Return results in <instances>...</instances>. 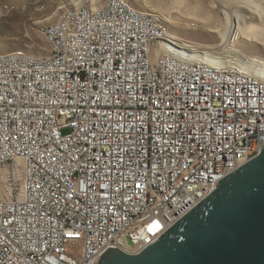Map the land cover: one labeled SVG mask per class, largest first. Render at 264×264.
Returning <instances> with one entry per match:
<instances>
[{
  "label": "built area",
  "instance_id": "obj_1",
  "mask_svg": "<svg viewBox=\"0 0 264 264\" xmlns=\"http://www.w3.org/2000/svg\"><path fill=\"white\" fill-rule=\"evenodd\" d=\"M44 35L0 54V264L138 255L261 154L264 79L180 55L160 15L104 0Z\"/></svg>",
  "mask_w": 264,
  "mask_h": 264
},
{
  "label": "water",
  "instance_id": "obj_2",
  "mask_svg": "<svg viewBox=\"0 0 264 264\" xmlns=\"http://www.w3.org/2000/svg\"><path fill=\"white\" fill-rule=\"evenodd\" d=\"M100 264H264V147L142 253Z\"/></svg>",
  "mask_w": 264,
  "mask_h": 264
},
{
  "label": "rangeland",
  "instance_id": "obj_3",
  "mask_svg": "<svg viewBox=\"0 0 264 264\" xmlns=\"http://www.w3.org/2000/svg\"><path fill=\"white\" fill-rule=\"evenodd\" d=\"M103 2L104 0H0V54L24 51L36 57L48 55L49 46L44 35L47 26L55 23L64 10H72L81 5L98 7ZM128 2L140 11L160 15L170 35L183 42L181 45L186 43L185 46L196 43L206 49L223 46L222 37L210 30L220 24L224 28L227 25V17L232 24L236 23V26L240 25L241 28L245 27L247 21H235L237 16L242 14L250 15L254 23L264 24V0H128ZM255 10L261 13V20L254 19ZM204 17L207 21L202 23L201 19ZM230 43L239 49L240 55L264 58L263 45L243 43L241 40ZM230 56L239 58L236 54Z\"/></svg>",
  "mask_w": 264,
  "mask_h": 264
},
{
  "label": "bare ground",
  "instance_id": "obj_4",
  "mask_svg": "<svg viewBox=\"0 0 264 264\" xmlns=\"http://www.w3.org/2000/svg\"><path fill=\"white\" fill-rule=\"evenodd\" d=\"M92 9L93 10L97 9V6L92 7ZM255 14L256 16H254L255 17L254 19H259V20L262 19V15L260 12L256 11ZM249 16L242 14V16H237V20L235 21V22L237 21L241 22V20L247 21L245 22V27L241 28L240 25L236 26V23L232 24L231 21L229 20V17H227L226 18L227 25L225 24L226 25L225 26L223 24L225 26L224 28H222V25L220 24V26L217 25L218 27H215L216 26L215 25L214 26L215 29L210 30L211 32L218 33L222 37V39L224 40L223 46L219 48L206 49L200 47L199 43L193 44L190 47V45L185 46L186 43L181 45L183 42L180 43L178 41L179 48H184V49L189 48L188 50L190 52H193V53H179V54L186 57L191 56V58H193V56H195L196 58L199 57L202 60H207L218 65H226V66L232 65L233 67H236L238 70H240L245 74L264 79V58L255 57V56L249 57V56H245L244 54L240 55L241 53L239 49L236 48L235 45H232L230 43V42L234 43L237 42L238 40H241V42L243 43H251L256 45L259 44V45H263L264 47V24L254 23V21H251L250 18L251 16L250 17ZM201 20L200 21L202 23H205L207 21V18L204 17ZM170 22L172 21L170 20ZM232 54L239 55L238 56L239 58L231 57L230 55ZM154 58L156 57L154 56Z\"/></svg>",
  "mask_w": 264,
  "mask_h": 264
},
{
  "label": "snow or ice",
  "instance_id": "obj_5",
  "mask_svg": "<svg viewBox=\"0 0 264 264\" xmlns=\"http://www.w3.org/2000/svg\"><path fill=\"white\" fill-rule=\"evenodd\" d=\"M69 235H71V234H69Z\"/></svg>",
  "mask_w": 264,
  "mask_h": 264
}]
</instances>
